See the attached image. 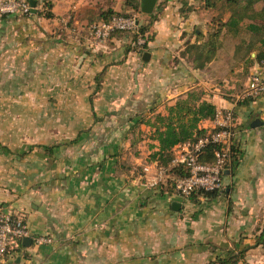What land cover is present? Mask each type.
Here are the masks:
<instances>
[{"label":"crops","instance_id":"crops-1","mask_svg":"<svg viewBox=\"0 0 264 264\" xmlns=\"http://www.w3.org/2000/svg\"><path fill=\"white\" fill-rule=\"evenodd\" d=\"M27 1L35 3V13L0 18V78H12L18 90L25 79L58 78L59 89L49 86V92L58 90L72 110L87 112L74 119L83 128L72 138L28 143L27 135L13 147L0 143V154L15 160L10 173L40 174L29 185L18 182L17 190L0 187V208L21 214L32 233L52 239L3 264H206L226 249L253 247L264 221V94L248 104L230 102L214 82L231 85L240 70L228 80L221 58L200 72L181 57L185 44L195 41L193 32L205 34L209 11L196 0H182L188 11L181 0H166L141 53L127 50L126 39L93 41L91 28L100 15L119 13L124 0ZM42 3L50 5V18ZM133 16L140 24L151 19ZM260 71L255 65L249 76ZM196 87L217 112L233 110L240 128L238 161L224 170L223 190L183 200L149 191L139 176L117 178L114 157L129 148L127 131L138 114L154 106L161 111ZM255 120L261 124L252 127ZM200 126L210 129L212 123ZM141 131L134 165L155 145L150 130ZM37 146L57 148L48 155ZM240 264H264V247L250 249Z\"/></svg>","mask_w":264,"mask_h":264},{"label":"trees","instance_id":"trees-1","mask_svg":"<svg viewBox=\"0 0 264 264\" xmlns=\"http://www.w3.org/2000/svg\"><path fill=\"white\" fill-rule=\"evenodd\" d=\"M27 1V0H25ZM166 3V0H164ZM201 7L206 11L216 10L224 15V19L220 17L208 22L205 34L202 32L195 33V41L187 42L184 49L180 53L181 57L187 60L193 70L203 72L207 70V66L214 60L221 58L223 60V72L229 76L235 71L240 70L239 74H233L231 78L235 81L231 85L224 83V79H215V85L220 94L227 100L235 101L237 96L241 95L246 87L244 82L249 80V69L258 66L261 69L264 80V0H200ZM29 2V1H27ZM43 4V14L50 18V5ZM157 1L155 3L156 7ZM186 5V2H184ZM261 4L260 8L255 7ZM164 7V5H163ZM163 7L157 6L151 18L145 24H140L137 33L120 32L112 33L109 39L119 38L126 39L127 50L130 48L137 49L143 53L146 50L148 42L153 37L148 30L153 21L157 20L158 15ZM140 0H124L122 10L114 13L111 10L102 13L101 21H107L112 16L130 17L140 15ZM46 10V11H45ZM185 8V11H188ZM183 11V12H185ZM31 15V14H30ZM29 15V16H30ZM19 17L0 15V18ZM25 17V16H20ZM212 18V17H210ZM212 22V25H211ZM138 35L143 36L145 41L142 45L136 46ZM253 54V55H252ZM248 78V79H247ZM98 86L96 91L98 90ZM95 91V93H96ZM262 93L260 96H262ZM259 96V97H260ZM258 98V97H257ZM255 99L246 98L238 101L239 104H248ZM216 114L215 106L205 97L204 91L200 87H196L185 94L176 98L172 104L164 105L161 111H156V106L148 109L146 112L138 114L137 121L129 127L127 131V139L129 138V148L125 151L122 148L115 155L114 175L118 178L120 175L127 177H141V182H145V165L158 163L157 165L164 167L166 172V184H160L155 189L149 191H158L170 197L173 194V183L178 177L186 176L188 173L183 167H169L173 157V148L178 144L196 141L198 138L206 135L210 129L203 128L200 125L203 122L211 121ZM149 115V116H148ZM148 116V117H147ZM141 126L150 130L149 138L155 145H149V154L144 158V162L134 165L132 159L141 157L139 150V142L145 134L141 131ZM218 146L210 145L202 153L200 162L204 164L213 163V150ZM48 155H52L57 146L44 147L37 146ZM132 153V155H131ZM239 146H233L229 149V160L225 165V169L232 168L238 161ZM221 192V191H220ZM218 192H195L188 199L194 200L198 197L212 198ZM179 198V197H178ZM181 199V198H180ZM184 200V199H183ZM24 224L26 225L25 221ZM27 227V225H26ZM24 241L19 242L18 252L30 246H25ZM51 245V244H50ZM49 246L42 245L40 247ZM264 247V221L259 228V235L255 238L253 247ZM253 247H241L239 249L231 248L222 251L207 262L206 264H240L244 261L246 253ZM214 250V249H213Z\"/></svg>","mask_w":264,"mask_h":264},{"label":"built area","instance_id":"built-area-1","mask_svg":"<svg viewBox=\"0 0 264 264\" xmlns=\"http://www.w3.org/2000/svg\"><path fill=\"white\" fill-rule=\"evenodd\" d=\"M32 8L25 0H0V15L29 16ZM139 24L135 16H112L107 21H99L91 28L93 41L96 44L109 39L116 31L137 33ZM138 35L136 46L142 45L143 40ZM264 92L263 74L257 72L252 75L245 91L237 96L236 102L246 98L256 99ZM210 131L196 141L178 144L173 148V157L169 167H183L187 171L186 176L178 177L173 183V195L188 199L198 191L220 192L223 190V172L229 160V149L237 143L239 125L233 110L217 112L211 120ZM210 145L218 146L213 150V163H201L200 157L203 151ZM168 169L162 171L166 176ZM147 184V188L155 189L160 186V178ZM162 182V180H161ZM30 240L33 247L52 244V239L44 235L32 233L24 224L21 214L0 208V264L9 257L17 255L19 242Z\"/></svg>","mask_w":264,"mask_h":264},{"label":"rangeland","instance_id":"rangeland-1","mask_svg":"<svg viewBox=\"0 0 264 264\" xmlns=\"http://www.w3.org/2000/svg\"><path fill=\"white\" fill-rule=\"evenodd\" d=\"M195 2L196 5H200L201 3L200 0H196ZM181 4L183 8L190 9V7H187V3L185 5L182 1ZM163 5H165L164 0H157L155 9L157 6L163 7ZM260 5L257 4L255 7L260 8ZM207 15L209 22L211 19L215 21L220 17L224 19V15L216 10L209 12ZM140 37L145 41L143 36ZM108 40L99 43V45L105 44ZM126 43L128 42L126 41ZM19 85L21 86L20 91L16 88V84L13 83L12 78H0V143L2 145L13 147V144L16 145L17 140L22 143V139H26L24 136L27 135L31 137L28 138V143H45L51 140L72 138L77 131L83 128L81 125H76V120L74 119L83 116L84 112L87 111L72 110L69 104H67L65 95H60L58 90L57 92L54 90L49 92V86L59 89L58 78L40 77L25 79ZM27 85H30V87L22 88V86ZM26 104H30L28 109L23 108ZM77 104L79 105L78 102ZM75 114L76 116H73ZM13 161L15 160H12L11 157L0 154V187H7L8 189V187L12 188L13 186L16 189L19 186L17 185L18 182L29 185V181L39 177L40 174L31 171L20 170L16 171V173H10ZM33 161L39 167L36 159ZM153 164V167H145V185L159 178L162 171L166 169L157 165L158 163ZM166 179L167 177L161 175L160 184H163V182L166 184Z\"/></svg>","mask_w":264,"mask_h":264},{"label":"water","instance_id":"water-1","mask_svg":"<svg viewBox=\"0 0 264 264\" xmlns=\"http://www.w3.org/2000/svg\"><path fill=\"white\" fill-rule=\"evenodd\" d=\"M157 0H140V8H139V11L141 14H144V15H151L152 11H153V8L155 6V3H156ZM29 5L31 6L32 8V12L35 13V3L33 1H29ZM147 53H144L143 55V59L146 60V57H147ZM261 123L260 121L258 120H255L253 123H252V127H256V126H259ZM175 209L178 208V205L175 204L173 206ZM24 245L25 246H30V240L26 239L24 240Z\"/></svg>","mask_w":264,"mask_h":264}]
</instances>
